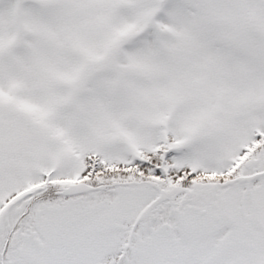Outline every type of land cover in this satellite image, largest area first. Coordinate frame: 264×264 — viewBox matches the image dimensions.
<instances>
[{
  "label": "snow or ice",
  "instance_id": "1",
  "mask_svg": "<svg viewBox=\"0 0 264 264\" xmlns=\"http://www.w3.org/2000/svg\"><path fill=\"white\" fill-rule=\"evenodd\" d=\"M0 264H264V0H0Z\"/></svg>",
  "mask_w": 264,
  "mask_h": 264
}]
</instances>
